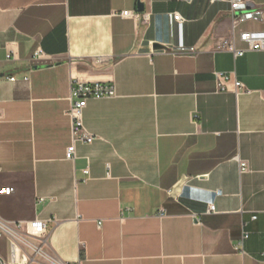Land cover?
<instances>
[{"label":"crops","instance_id":"0c3cea01","mask_svg":"<svg viewBox=\"0 0 264 264\" xmlns=\"http://www.w3.org/2000/svg\"><path fill=\"white\" fill-rule=\"evenodd\" d=\"M230 10V0H0V189H15L0 194V216L45 220L47 249L68 264H264V50H216L233 36L247 48L238 36L264 34V16L234 27ZM215 72L244 88L219 91ZM72 80L116 94L88 101L94 140L75 141L68 159Z\"/></svg>","mask_w":264,"mask_h":264},{"label":"built area","instance_id":"2783aa9c","mask_svg":"<svg viewBox=\"0 0 264 264\" xmlns=\"http://www.w3.org/2000/svg\"><path fill=\"white\" fill-rule=\"evenodd\" d=\"M192 2L193 0H187ZM231 14L233 18L234 27L239 23L247 21H259L264 16V10L262 8L252 9L247 0H230ZM121 16L131 17L136 21L149 19V15L142 14L136 11H123ZM174 20L179 23H184V18L180 13L174 14ZM234 37V36H233ZM229 38L221 41L217 46V51H227L232 53L235 58L243 56L248 50H264V34L254 33L250 31H242L238 36L240 40L247 44V48L237 47L235 38ZM44 57V54L40 51H35L32 55V59L39 60ZM15 56L11 53L7 54L8 60L14 59ZM217 88L219 91L226 89V85L229 81L233 80L231 75L225 72H215L214 76ZM11 81L15 80V77L10 78ZM236 86L237 93L239 89L244 88V85L238 81L233 80ZM71 92H70V108H68V115L71 118L72 123V137L73 144L68 147L66 157L73 159L75 156V141L91 143L94 137L87 132L84 127L83 115L84 108H86L90 99H100L104 97H112L116 94L115 88L112 85L102 82H83L79 80H72ZM2 116L0 114V123ZM248 165L246 162H240L241 172L246 171ZM87 173V170H86ZM15 189L13 187H6L0 189V194H11ZM215 206L210 205L207 210L209 212L215 211ZM164 210L160 211V215L163 216ZM256 217H254L255 219ZM99 226L101 222L98 223ZM48 227L47 222L41 219L34 220H17L10 221L3 219L0 216V240H9L10 256L9 260H5L0 256V264H68L56 256L47 249L48 246ZM249 233L244 232L241 240L235 245V249L240 250L243 247L244 240L247 239ZM264 255V253H263Z\"/></svg>","mask_w":264,"mask_h":264},{"label":"water","instance_id":"95a60500","mask_svg":"<svg viewBox=\"0 0 264 264\" xmlns=\"http://www.w3.org/2000/svg\"><path fill=\"white\" fill-rule=\"evenodd\" d=\"M138 11H144V5L143 3L138 4ZM160 46L158 44L155 45V48H159Z\"/></svg>","mask_w":264,"mask_h":264}]
</instances>
